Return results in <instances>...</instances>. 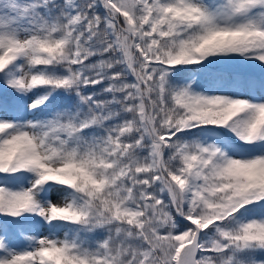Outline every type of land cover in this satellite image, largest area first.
I'll use <instances>...</instances> for the list:
<instances>
[{
    "label": "snow or ice",
    "instance_id": "snow-or-ice-1",
    "mask_svg": "<svg viewBox=\"0 0 264 264\" xmlns=\"http://www.w3.org/2000/svg\"><path fill=\"white\" fill-rule=\"evenodd\" d=\"M0 264H264V0H0Z\"/></svg>",
    "mask_w": 264,
    "mask_h": 264
},
{
    "label": "rangeland",
    "instance_id": "rangeland-1",
    "mask_svg": "<svg viewBox=\"0 0 264 264\" xmlns=\"http://www.w3.org/2000/svg\"><path fill=\"white\" fill-rule=\"evenodd\" d=\"M51 198L54 202L60 199L59 195L56 193H53Z\"/></svg>",
    "mask_w": 264,
    "mask_h": 264
}]
</instances>
